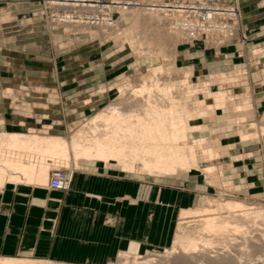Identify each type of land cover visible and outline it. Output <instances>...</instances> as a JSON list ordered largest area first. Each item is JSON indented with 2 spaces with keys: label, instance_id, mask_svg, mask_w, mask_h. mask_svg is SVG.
Masks as SVG:
<instances>
[{
  "label": "rangeland",
  "instance_id": "rangeland-1",
  "mask_svg": "<svg viewBox=\"0 0 264 264\" xmlns=\"http://www.w3.org/2000/svg\"><path fill=\"white\" fill-rule=\"evenodd\" d=\"M41 2L42 0H36L34 17L40 21L41 31L47 35L48 39L49 36H54V51L51 55L52 57L54 55V65H44L48 74H51L53 82L45 83L43 88L52 96L45 97L43 100L58 107L56 116L64 126L68 127L70 135L69 139L63 137L64 139L70 141L85 124L102 111L117 107L119 110L128 113L141 109V106H137L141 104H137L138 100L135 95L136 89L145 85L144 82L147 81L150 84L151 80L159 79L161 82L175 83V89L172 92L174 97L179 99L187 89L193 90L195 91L192 95L193 102H204V105L193 107V102H190L188 107L190 106L191 110H197V112L205 110L204 112L208 114L198 115L195 120H192V123L200 127L201 130L193 131L194 138H191L190 142L194 143V139L204 141V144L197 149L199 164L203 168L213 167L212 173L200 169L210 190L202 203L194 209L213 206L217 201L226 200H239L250 207L264 209V107L259 106L260 108L252 114V108H257V100L264 97V39L261 41L260 47H247L250 39L245 33L242 23L241 0H224L238 13L235 22L231 24L233 28L228 31V36L219 31L209 36L203 35L191 43L184 35L172 29L165 19L148 14L144 10L126 12L124 14L126 22L123 21L118 29L106 31L105 34H101L97 29H83L79 33L70 27H59L52 30L39 16L38 8ZM9 3L8 0H0V13L8 9ZM86 39L90 41L86 42ZM140 42L143 45H139ZM51 46L52 44L49 42L48 48ZM142 46H149L152 54L145 55L141 49ZM194 46H197V49L201 51L202 57L206 51L209 61L227 59V52L223 49L234 47L239 60L228 63L221 62L218 66L210 68L206 63L201 62L199 51L198 54H190L193 53L191 49ZM19 47V44H13L9 49L0 50V54L4 56L1 58L0 55L1 132L5 131L1 129L3 116H15L23 119L33 115L25 109L33 104V101H30L31 98L27 97V92L41 90L32 85L33 79H36L34 77H38L37 67L31 66L32 63L23 65L25 58ZM28 50L34 55H38L39 59L42 58L39 57L40 54H45L44 56L48 57L46 52L51 49H43L44 53L34 52L33 49ZM162 53L166 56H162ZM7 56L16 58L13 60L14 63L10 64V61L5 59ZM82 58H89L91 64L83 66L80 62ZM155 67H162V69L156 71ZM3 71H11L17 76H11L10 79L5 78L2 75ZM185 71L189 72V81L187 85L180 86L178 84ZM145 78L147 79L145 80ZM151 88L155 87L152 86ZM218 91L227 94L220 107H216L213 96ZM155 95L158 98L162 97L157 92ZM99 100L102 101L101 104L95 103ZM72 105H93L96 109H93V113L85 115L68 113L65 107ZM97 106L100 107L97 108ZM215 112L218 115H223L217 120H221L220 124L229 125L227 130L223 129L226 126L217 129L211 125L217 118ZM232 124H234L233 129L231 128ZM242 134L248 135L249 139L243 140ZM39 135L44 134L39 133ZM229 141L234 142L229 145ZM249 142H259L257 145L260 147L259 155L262 158L260 163L263 177L261 185L257 190L234 191L232 181L225 179L222 170L211 162L217 157V160L224 162L225 165L227 161H231L230 155H226L225 149L228 150L232 147L239 149L240 145ZM211 154L212 157H210ZM54 163L55 161H52L49 163L50 165L48 164L49 171L52 167L51 164ZM126 172L140 177H148V179L174 178L184 175H150L138 165L134 171L128 170ZM183 220H187V222L182 223L180 227L182 220L177 217L172 240L166 247L148 249L135 256L154 259V263L151 264H264V219L252 220L243 234H232L234 235L232 236L229 232L227 236H224L226 238H222L220 242H215L207 249L201 248L197 253L185 255L181 253L179 248L174 253H165L166 249H174V240L178 234H189L200 238L201 218L190 216ZM245 236L247 241L243 238ZM235 237L236 239H234ZM17 258L35 259L44 264L48 262L65 263L41 260L31 256H19ZM118 259L119 255L112 262L118 264ZM177 260H183V262L178 263Z\"/></svg>",
  "mask_w": 264,
  "mask_h": 264
},
{
  "label": "crops",
  "instance_id": "crops-1",
  "mask_svg": "<svg viewBox=\"0 0 264 264\" xmlns=\"http://www.w3.org/2000/svg\"><path fill=\"white\" fill-rule=\"evenodd\" d=\"M8 1V9L0 13V50L19 44L25 58L23 65L32 63L31 66L37 67L38 77H34L32 85L41 90L27 92L33 104L25 109L32 116L23 119L3 116L1 129L69 139L68 127L56 116L58 107L43 100L52 96L43 88L45 83L53 82L44 65L52 66L54 62V55L51 56L54 36L48 39L41 31L40 21L34 17L36 0ZM241 14L250 39L247 47H260L264 39V0H241ZM47 42L52 44L51 50H45L48 57L40 54L42 58L38 59V55L28 50L44 53L43 49H49ZM191 50L190 54L199 51L201 62L210 68L221 62L239 60L234 47L223 49L227 52V59L223 61H209L206 51L202 57L197 46ZM5 59L10 64L16 60L10 56ZM81 60L83 66L91 64L89 58ZM2 75L8 79L17 76L11 71H3ZM257 103L252 114L259 106L264 107V97ZM93 109H96L93 105L65 107L68 113L78 115L91 114ZM215 113L217 118L211 125L217 129L226 126L223 129L227 130L229 125L217 120L223 115ZM229 142L230 145L234 141ZM257 143L225 149L231 158L225 165L217 157L214 159L217 162H211L222 170L225 179L232 181L234 191L248 192L261 185L262 158ZM71 168V182L65 190H51L46 184L12 181L0 186L1 257L31 256L70 264H108L124 253L138 255L148 249H161L172 240L174 225L182 210L197 207L210 190L199 169L177 173L184 175L174 178L148 179L123 171L115 161L72 159Z\"/></svg>",
  "mask_w": 264,
  "mask_h": 264
},
{
  "label": "bare ground",
  "instance_id": "bare-ground-1",
  "mask_svg": "<svg viewBox=\"0 0 264 264\" xmlns=\"http://www.w3.org/2000/svg\"><path fill=\"white\" fill-rule=\"evenodd\" d=\"M147 9L145 5H137L134 8L119 10L118 16H115V22L111 25L103 26L101 24L102 26L91 27L66 25L65 27H70L78 33L83 29H97L101 34H105L106 31L118 29L125 21L124 14L131 10H144L148 14L162 17L163 20L167 19L162 13L158 14L156 11ZM170 22L169 20L171 28L179 32L174 23ZM49 27L52 30L55 29L52 25ZM139 45H143V43L140 42ZM141 49L145 55L152 54L149 46H142ZM163 55L164 53H162ZM161 69L162 67H155L156 71ZM183 74L184 76L178 84L180 86L187 85L189 81V72L185 71ZM144 83L145 85L136 89L135 95L138 100L137 104H141L137 106H141V109L128 113L117 107L102 111L85 124L70 141L61 136L0 131V186L8 181L48 185L50 176H48V166L52 161H55L54 164H51L52 167L67 165L71 178L72 168L69 165L73 157L76 160L115 161L124 171H134L138 165L150 175L172 176L179 171L187 173L190 169H201L212 173L213 167L203 168L198 161L197 149L204 144V141L194 139V143L190 142V139L194 138L193 131L200 129L192 123V120H195L198 115L207 114L204 112L205 110L197 112V110H191L190 106L188 107L189 103L193 102L192 95L195 91L187 89L178 99L172 94L175 83L161 82L159 79L151 80L150 84L147 81ZM152 86L155 88H151ZM155 92L162 97L158 98ZM226 95L223 91L213 94L216 107L223 104ZM192 105L199 107L204 105V102H193ZM242 139H249V136L242 134ZM203 153L205 154L204 149ZM212 156L211 154L210 157ZM190 216L201 218L200 238L189 234H178L174 240V249H166L165 253H174L179 248L181 253L189 255L197 253L201 248L207 249L215 242H220L222 238H226L224 236H227L229 232L231 235H241L247 230L249 222L256 218L264 219V209L250 207L239 200L217 201L216 204L209 207L183 209L180 214L182 220L180 227L182 223L187 222L183 219ZM246 236L243 237L245 241L248 240ZM153 260L124 253L119 256L118 264H151ZM176 262L181 263L183 260ZM0 264L44 263L29 258L0 256Z\"/></svg>",
  "mask_w": 264,
  "mask_h": 264
},
{
  "label": "built area",
  "instance_id": "built-area-1",
  "mask_svg": "<svg viewBox=\"0 0 264 264\" xmlns=\"http://www.w3.org/2000/svg\"><path fill=\"white\" fill-rule=\"evenodd\" d=\"M137 5H145L151 11L165 15L168 23L169 20L174 23L190 43L219 31L228 36L238 14L224 0H42L38 13L47 26L54 28L104 26L115 22L119 10ZM69 171L63 166L52 167L48 188L67 189L71 181Z\"/></svg>",
  "mask_w": 264,
  "mask_h": 264
}]
</instances>
